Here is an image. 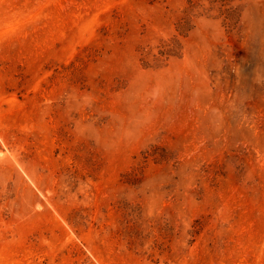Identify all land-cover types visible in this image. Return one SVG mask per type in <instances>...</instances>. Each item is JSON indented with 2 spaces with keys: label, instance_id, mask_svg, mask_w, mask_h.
<instances>
[{
  "label": "rangeland",
  "instance_id": "obj_1",
  "mask_svg": "<svg viewBox=\"0 0 264 264\" xmlns=\"http://www.w3.org/2000/svg\"><path fill=\"white\" fill-rule=\"evenodd\" d=\"M192 1L0 0V264H264V0Z\"/></svg>",
  "mask_w": 264,
  "mask_h": 264
},
{
  "label": "trees",
  "instance_id": "obj_2",
  "mask_svg": "<svg viewBox=\"0 0 264 264\" xmlns=\"http://www.w3.org/2000/svg\"><path fill=\"white\" fill-rule=\"evenodd\" d=\"M212 3H216V2H225V1H228V2H231L233 0H210ZM189 7L185 10V17H183V19L179 22V30L181 32H185L187 30H189V28L191 27V19L192 17L199 11H210L212 8H205L203 5H200V4H195L193 3L192 0H189ZM229 15H231V13H229ZM230 17V16H228Z\"/></svg>",
  "mask_w": 264,
  "mask_h": 264
}]
</instances>
